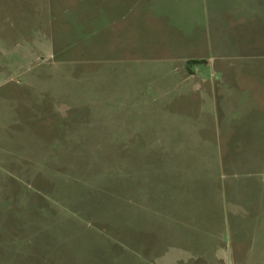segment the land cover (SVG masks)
<instances>
[{"label":"rangeland","instance_id":"374dc122","mask_svg":"<svg viewBox=\"0 0 264 264\" xmlns=\"http://www.w3.org/2000/svg\"><path fill=\"white\" fill-rule=\"evenodd\" d=\"M99 1L0 0V246H5L0 247V264H46L50 255L45 259L38 253L52 248L24 247L19 241L54 240L59 249L67 238L88 235L87 230L104 241L111 237L116 256L112 262L81 264H161L138 250L132 254L125 243L126 123L146 133L152 130L146 140L155 143L157 128L192 132L193 125L200 142L230 141V136L218 138L211 116L193 118L196 98L161 92L192 76L175 70L186 56L174 51L200 39H172L181 31L165 19L145 16V7L135 0L114 6L112 0H101V7ZM219 9L214 8L221 11L214 15L222 16L228 27L222 43L232 45L235 56L200 47L191 54L202 63L191 78L195 85L233 81L251 89L264 110V89L254 80L264 71L235 67L244 62L264 66V6L245 8L241 20L240 11L235 15L234 8ZM177 10L186 13L182 24L188 28L197 9ZM209 61L212 65L205 66ZM132 114L134 120L127 122ZM69 142L98 144L77 150L69 149ZM62 143L68 147L55 150ZM83 210L107 224L89 222ZM133 237L143 242L140 234ZM146 237L152 239L153 233ZM21 251L34 255L22 257Z\"/></svg>","mask_w":264,"mask_h":264},{"label":"crops","instance_id":"0c3cea01","mask_svg":"<svg viewBox=\"0 0 264 264\" xmlns=\"http://www.w3.org/2000/svg\"><path fill=\"white\" fill-rule=\"evenodd\" d=\"M117 1L128 5L129 0H112V5H118ZM135 1L145 7V16L165 19L166 23L181 31L178 32L180 37L171 36L172 39L195 38L203 42H192L174 51L177 55L186 56L185 64L175 70L193 72L192 76H196L197 65L190 62L198 59H192L191 54H195L200 47H210L212 54L235 56V51H230L232 45L222 43L228 39V27L222 16L214 15V12H221L214 8H234L235 15L240 11L237 16L241 20L245 18V8L264 6V0ZM96 5L103 6V1ZM182 7L197 9L196 17L191 19L188 28L182 24L186 21V13L177 10ZM248 63L251 62L235 67L245 72L264 71V66ZM209 65L212 62L205 66ZM191 77L182 78L161 92H167L169 97L188 95L196 98L193 118L197 116L198 121H204V117L208 119L211 116L218 138L223 140L230 136V141L225 144L207 140L200 142L193 125L192 132L174 127L157 128L155 143L151 138L152 141L146 140L152 130L146 133L145 128H130V123H126L127 142L122 145L127 152L124 193L126 246L132 254L138 250L140 255L154 257L150 261L161 264L169 261L174 264H264V110L259 107L251 89H242L229 80L215 84L203 80L195 85ZM254 80L264 89V74ZM169 99L173 100L172 97ZM130 119L134 120L133 114L127 122ZM191 121L193 124L196 122L195 119ZM205 126L208 124L198 128H207ZM69 144V149L87 150L90 146L97 148L98 143ZM66 147L67 144L60 145L55 150L63 151ZM117 195L112 196L117 198ZM82 213L89 222L107 224L99 216L91 217L92 213L88 210ZM113 221L111 217L109 224ZM84 227L79 225L77 228L86 229ZM86 233L88 235L83 237L67 238L69 240L63 241L64 246L59 249H54V240L39 242L31 238L19 242L25 243L24 247L52 248L38 253L45 259L50 255L45 260L46 264L115 260L116 252L112 250V242H109L111 237L104 241L101 236L90 234L89 230ZM152 233V239L146 237ZM134 234L143 236V242L134 239ZM226 237L230 242L224 241ZM115 238H118L117 234ZM147 240L151 242L147 243ZM106 243L110 244L109 247ZM99 246H106L107 249L97 252L95 247ZM147 246H151L152 250L147 252ZM166 248L172 249L169 251ZM150 251H153L152 254ZM27 253L34 255L33 251H21V256Z\"/></svg>","mask_w":264,"mask_h":264},{"label":"trees","instance_id":"16d2710c","mask_svg":"<svg viewBox=\"0 0 264 264\" xmlns=\"http://www.w3.org/2000/svg\"><path fill=\"white\" fill-rule=\"evenodd\" d=\"M190 63L191 64H194V65H200V64H202V63H199L198 61H191Z\"/></svg>","mask_w":264,"mask_h":264}]
</instances>
